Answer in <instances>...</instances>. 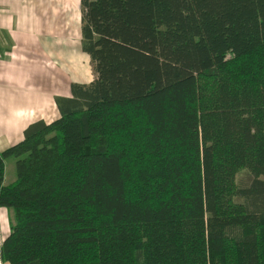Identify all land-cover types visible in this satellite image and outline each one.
Returning a JSON list of instances; mask_svg holds the SVG:
<instances>
[{"label": "trees", "instance_id": "obj_1", "mask_svg": "<svg viewBox=\"0 0 264 264\" xmlns=\"http://www.w3.org/2000/svg\"><path fill=\"white\" fill-rule=\"evenodd\" d=\"M80 8L93 79L0 151L1 262L264 264V0Z\"/></svg>", "mask_w": 264, "mask_h": 264}, {"label": "crops", "instance_id": "obj_2", "mask_svg": "<svg viewBox=\"0 0 264 264\" xmlns=\"http://www.w3.org/2000/svg\"><path fill=\"white\" fill-rule=\"evenodd\" d=\"M80 16V0H0V151L31 122L56 119L54 97L71 83L93 79Z\"/></svg>", "mask_w": 264, "mask_h": 264}, {"label": "rangeland", "instance_id": "obj_3", "mask_svg": "<svg viewBox=\"0 0 264 264\" xmlns=\"http://www.w3.org/2000/svg\"><path fill=\"white\" fill-rule=\"evenodd\" d=\"M13 177V178H12ZM251 174L248 172L245 168H239L236 173V181L238 185H244L248 183L250 180ZM15 179V168H14V159L8 158L5 161V183H10ZM4 211H0V243L1 241L8 235L9 233V225L11 221H13V215L12 212L9 211V213L4 216V212H6V209L3 207ZM0 264H8L3 263L0 260Z\"/></svg>", "mask_w": 264, "mask_h": 264}]
</instances>
